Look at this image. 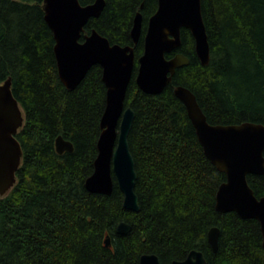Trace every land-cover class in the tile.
Segmentation results:
<instances>
[{
	"label": "trees",
	"instance_id": "trees-1",
	"mask_svg": "<svg viewBox=\"0 0 264 264\" xmlns=\"http://www.w3.org/2000/svg\"><path fill=\"white\" fill-rule=\"evenodd\" d=\"M105 1L81 41L95 29L112 44L135 47L125 106L135 112L128 141L140 211L124 208L116 184L111 195L85 187L106 107L101 66H93L76 89H67L59 78L43 0H0V85L12 78L25 116L16 135L24 152L17 182L0 196V264H140L144 254L172 264L193 250L204 254L206 264H264L260 223L217 211L216 195L226 175L206 157L185 105L174 94L176 86L189 88L210 124L264 125V0H202L210 64H201L193 36L183 29L182 46L167 58L182 53L190 63L159 95L136 84L158 0ZM138 12L143 32L134 45L131 30ZM59 136L73 144V152H57ZM248 181L256 197L264 196V176L250 175ZM121 222L132 226L127 235L117 233ZM213 227L220 229L217 252L208 241ZM108 236L111 247L105 244Z\"/></svg>",
	"mask_w": 264,
	"mask_h": 264
},
{
	"label": "water",
	"instance_id": "water-1",
	"mask_svg": "<svg viewBox=\"0 0 264 264\" xmlns=\"http://www.w3.org/2000/svg\"><path fill=\"white\" fill-rule=\"evenodd\" d=\"M105 0L82 5L80 0H43L45 21L55 39L54 53L58 74L63 85L74 90L93 66L103 70L106 86V107L101 119L98 156L94 171L86 179L88 192L111 195L115 184L124 196V208L139 212L135 192L137 172L129 146V134L135 119L132 108L125 106L127 90L136 65L135 47L112 44L97 30L81 41L85 26L99 18ZM143 7V5H142ZM187 29L195 40V51L203 66L211 60V46L202 14V0H158V9L149 19L144 37V52L139 58L136 77L138 88L149 95H159L172 82L178 69L189 65L182 53H173L182 46V30ZM143 32V16L137 13L131 38L137 45ZM175 96L186 107L188 116L206 157L226 175L216 195V209L222 214L236 213L241 219L260 223L264 247V196L256 197L249 184L250 175L264 176V125L245 122L236 125H213L207 120L196 95L187 87L176 86ZM25 116L12 89V78L0 85V196H6L17 182L23 149L16 135ZM59 154L73 152L70 141L59 136ZM132 226L121 222L117 233L127 235ZM220 229L213 227L208 241L214 252L219 245ZM105 244L111 247V238ZM140 264H161L155 254H144ZM172 264H206L200 251L193 250L184 260Z\"/></svg>",
	"mask_w": 264,
	"mask_h": 264
}]
</instances>
